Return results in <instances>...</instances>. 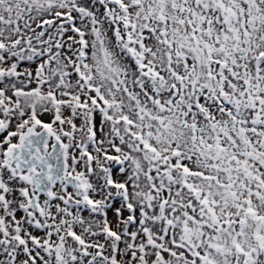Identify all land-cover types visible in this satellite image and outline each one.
<instances>
[{"label": "snow or ice", "instance_id": "snow-or-ice-1", "mask_svg": "<svg viewBox=\"0 0 264 264\" xmlns=\"http://www.w3.org/2000/svg\"><path fill=\"white\" fill-rule=\"evenodd\" d=\"M0 264H264V0H0Z\"/></svg>", "mask_w": 264, "mask_h": 264}]
</instances>
